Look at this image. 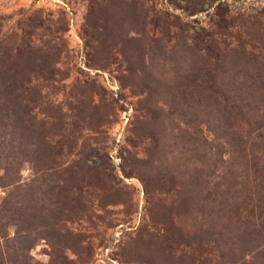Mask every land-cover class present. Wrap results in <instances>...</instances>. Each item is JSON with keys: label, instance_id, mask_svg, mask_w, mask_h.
Listing matches in <instances>:
<instances>
[{"label": "rangeland", "instance_id": "1", "mask_svg": "<svg viewBox=\"0 0 264 264\" xmlns=\"http://www.w3.org/2000/svg\"><path fill=\"white\" fill-rule=\"evenodd\" d=\"M0 264H264V0H0Z\"/></svg>", "mask_w": 264, "mask_h": 264}]
</instances>
